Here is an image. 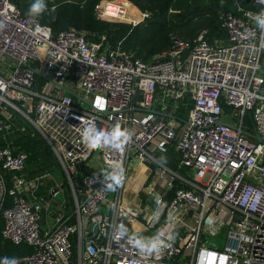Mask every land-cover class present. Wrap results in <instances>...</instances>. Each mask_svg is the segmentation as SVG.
Returning <instances> with one entry per match:
<instances>
[{
	"label": "built area",
	"instance_id": "obj_1",
	"mask_svg": "<svg viewBox=\"0 0 264 264\" xmlns=\"http://www.w3.org/2000/svg\"><path fill=\"white\" fill-rule=\"evenodd\" d=\"M128 5L98 0L94 15L132 24L147 17L141 12L134 20ZM237 10L221 16L225 41L208 43L203 32L190 43L172 39L145 62L89 40L82 29L52 33L0 0V133L14 115L24 117L61 166L72 201L41 228L47 200L34 194L41 175L26 176V154L0 146V206L2 171L16 173L1 209V236L32 246L18 264H264V185L255 180L264 181V33L250 19L255 12ZM88 124L102 130L119 124L132 137L122 151L89 150L80 137ZM171 141L175 168L152 154ZM93 154L99 172L91 168ZM114 164L124 180L107 189L101 173ZM134 164L143 175L137 207L125 198L137 180ZM58 191L51 188V196ZM89 223L96 233L86 241ZM119 224L141 236L162 231L173 238L159 254L144 253L114 239ZM219 234L220 244L206 239Z\"/></svg>",
	"mask_w": 264,
	"mask_h": 264
},
{
	"label": "trees",
	"instance_id": "obj_2",
	"mask_svg": "<svg viewBox=\"0 0 264 264\" xmlns=\"http://www.w3.org/2000/svg\"><path fill=\"white\" fill-rule=\"evenodd\" d=\"M23 15H28V8L33 0H11ZM98 0H45L46 11L34 19L48 26L52 33L67 27H75L86 32V37L103 46L118 48L131 53L133 57L148 62L171 45L172 39L192 42L203 32V39L208 43L225 41L227 34L221 26L224 12L238 14L237 8L249 9L255 13L261 6L250 0H128L147 17L132 24L121 21L100 20L94 15V4ZM54 9V10H53ZM33 18V17H32ZM36 80L42 81L39 76ZM189 104L180 106L179 117L184 118ZM0 146H8L13 152L26 154L23 172L32 176L57 168L58 164L47 143L37 133L23 132L8 144L0 141ZM153 156L167 167L175 168L178 153L169 142L164 151L155 150ZM163 158V162L162 159ZM12 171H2L4 182L3 202L0 206V262L5 257L19 260L32 252V246L25 242L12 243L2 238L3 220L1 209L9 205L8 190L12 186Z\"/></svg>",
	"mask_w": 264,
	"mask_h": 264
},
{
	"label": "clouds",
	"instance_id": "obj_3",
	"mask_svg": "<svg viewBox=\"0 0 264 264\" xmlns=\"http://www.w3.org/2000/svg\"><path fill=\"white\" fill-rule=\"evenodd\" d=\"M255 3L262 6L261 10L253 14L250 19L255 23V26L264 33V0H255ZM47 9L45 0H33L28 8L30 17H37L43 14ZM54 10V9H53ZM80 137L83 145L89 150L100 149L103 147L112 148L115 150H123L130 142L132 133L128 129L121 128L119 124L114 125L110 130H102L95 124H88L80 129ZM163 150V149H162ZM162 162H163V158ZM102 183L107 189H115L120 186L124 180V170L119 164L111 165L109 169L104 170ZM173 237L165 236L164 232L157 231L150 237L141 236L138 233L130 232L124 224L116 226L114 239L119 242L126 240L128 244L137 248L139 251L149 254H159L169 245ZM0 264H9V258L5 257ZM11 264H18L15 258L11 259Z\"/></svg>",
	"mask_w": 264,
	"mask_h": 264
},
{
	"label": "rangeland",
	"instance_id": "obj_4",
	"mask_svg": "<svg viewBox=\"0 0 264 264\" xmlns=\"http://www.w3.org/2000/svg\"><path fill=\"white\" fill-rule=\"evenodd\" d=\"M127 2L129 4L127 6V10L132 12V14L134 13V15H133L134 20L138 19V12L136 11V9H134L133 5H131V3L128 0H127ZM126 21H128V20H126ZM11 65H12V62L8 61L6 67H10ZM184 117H185V115H184ZM12 123H13V125H16L18 127H22L24 132H32L33 131L31 124L24 117L19 116V114H16V119L12 120ZM17 132L19 134L21 133V131H17ZM90 163H91V168L93 170L98 171V169L100 168L101 162L99 159L95 158V154H93L92 157L90 158ZM135 177L141 178V177H143V175L138 172L135 175ZM255 180L258 183L264 185V181L262 179L255 177ZM39 182L41 183L40 186L43 187V190H38V194L43 195L42 196L43 200H45L44 196L47 192V189L50 186L55 185V188H57L59 190L58 194H56V196H51L47 200V203L50 204L52 207H55L58 204V202H62L63 199L67 200L68 198H70L71 190H70L67 182L65 183V185H62L63 178H62L60 170H57V168L49 170L46 173V175L40 179ZM37 189H38V187L36 188V190ZM36 190H35V192H36ZM49 192H50V189L48 190L47 196H48ZM111 193L112 192H110V194ZM125 198L131 202L132 207H137L138 202L135 198L132 199L128 195H126ZM206 239L209 242L220 244V242H223V235L219 234L218 236H214V237L208 236ZM218 249H220V247H218Z\"/></svg>",
	"mask_w": 264,
	"mask_h": 264
},
{
	"label": "crops",
	"instance_id": "obj_5",
	"mask_svg": "<svg viewBox=\"0 0 264 264\" xmlns=\"http://www.w3.org/2000/svg\"><path fill=\"white\" fill-rule=\"evenodd\" d=\"M133 7H134V9H136V11L138 12V14L141 13V11L137 10V8L135 6H133ZM216 42H219V41H216ZM262 59L264 61V53L262 54ZM263 73H264V66H263ZM15 119H16V115H14L13 118L9 121V127L6 130H4L2 133H0V141L1 142L5 143V144H8L11 140H13L14 138H16V137H18V136H20V135L23 134L24 131H23V128L22 127H18L16 125H13L12 120H15ZM17 131H21V133L19 134ZM56 162H57V160H56ZM57 164H58L57 170H60L61 175H62V178H63L62 185H65V183L67 181L65 179V176L63 174V171H62L61 166L59 165L58 162H57ZM141 168L142 167L140 165H138V164H134L133 165V170L135 169V171H134L135 174H137V171L138 172H141ZM46 173L47 172H41V173H37L35 175H41V178H42V177H44L46 175ZM144 175H145V173H144ZM32 176H34V175H32ZM136 179H137L138 182H141V178L140 177H136ZM258 184H260V183H258ZM51 188H55V185L50 186L47 189V192H46V194L44 196V199L45 200H48V198L51 197V195L49 196V194L47 196L48 190L51 189ZM38 190H43V187L39 185L38 186V189L36 190V192H34V194H35V196L37 198H43L42 197L43 195L38 194ZM56 194H58V193H56ZM56 194L54 196H56ZM71 207H72V201H71L70 198H68L67 200L63 199L62 202H58V204L55 207H52L50 204L47 203L46 206H44V208L42 209V217H41L42 219H41V223H40L41 228H47L48 226L51 225V223H52V214L53 213L56 214L58 212L68 211V210H70Z\"/></svg>",
	"mask_w": 264,
	"mask_h": 264
},
{
	"label": "water",
	"instance_id": "obj_6",
	"mask_svg": "<svg viewBox=\"0 0 264 264\" xmlns=\"http://www.w3.org/2000/svg\"><path fill=\"white\" fill-rule=\"evenodd\" d=\"M61 89H63L65 92L69 93L70 95H72L75 99H81L82 97L79 96L77 93L73 92L72 90L60 85L59 86ZM248 135L252 136L251 134L247 133ZM254 139H256L257 141H259V137L257 135H253L252 136ZM97 178V176H95ZM99 181H96L94 183V186L98 185ZM141 183L138 182L137 180H134L126 189L125 191V196L128 195L130 198L133 199L134 194L136 193V191L139 189ZM51 195V192L49 194V196ZM131 204V202L129 200H127V205L129 206ZM92 233V235H86L85 236V240L89 241L91 240V238L95 235L96 233V224L95 223H89L87 226V234Z\"/></svg>",
	"mask_w": 264,
	"mask_h": 264
}]
</instances>
